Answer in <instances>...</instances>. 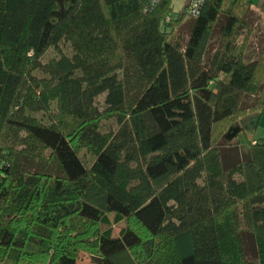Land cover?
Segmentation results:
<instances>
[{
    "label": "trees",
    "instance_id": "1",
    "mask_svg": "<svg viewBox=\"0 0 264 264\" xmlns=\"http://www.w3.org/2000/svg\"><path fill=\"white\" fill-rule=\"evenodd\" d=\"M192 1L0 0V264H264L253 2Z\"/></svg>",
    "mask_w": 264,
    "mask_h": 264
},
{
    "label": "rangeland",
    "instance_id": "2",
    "mask_svg": "<svg viewBox=\"0 0 264 264\" xmlns=\"http://www.w3.org/2000/svg\"><path fill=\"white\" fill-rule=\"evenodd\" d=\"M191 0H173V11L175 16H178L185 8L186 4ZM255 4L260 3L262 0H253ZM251 19L254 28V35L250 39L249 49L247 53L249 57L255 58L259 52L264 48V15L262 18H259L257 14L251 11ZM183 31H187L186 28L182 29ZM55 55V52H50L48 56L52 57ZM105 96H102L99 99V104L103 105ZM244 124V125H242ZM240 126L244 127L246 130L245 133H241ZM256 126V115L247 117L245 121L237 123L235 128L231 130V132L227 135L226 139L230 141V144H238L239 142L243 146H248L249 141L257 140L260 141L264 138V112L262 113V118L260 122V126L255 132L252 130ZM248 132V133H247ZM239 141V142H238ZM246 148V147H244ZM113 221V217H112ZM125 226V223H112V228L115 235H118L120 230ZM95 259H93L89 254H81L79 257L78 264H95Z\"/></svg>",
    "mask_w": 264,
    "mask_h": 264
},
{
    "label": "built area",
    "instance_id": "3",
    "mask_svg": "<svg viewBox=\"0 0 264 264\" xmlns=\"http://www.w3.org/2000/svg\"><path fill=\"white\" fill-rule=\"evenodd\" d=\"M148 9L157 5L161 0H146ZM204 3V0H193L190 3L189 9H188V17L196 18L200 14V10L202 8V5ZM170 19H168L169 21Z\"/></svg>",
    "mask_w": 264,
    "mask_h": 264
},
{
    "label": "crops",
    "instance_id": "4",
    "mask_svg": "<svg viewBox=\"0 0 264 264\" xmlns=\"http://www.w3.org/2000/svg\"><path fill=\"white\" fill-rule=\"evenodd\" d=\"M252 2H253V5H252V8H251V11L254 12L255 14H257L259 16V18H262L263 15H264V0H262L258 4H255L253 0H252ZM261 118H262V116L259 117V116L256 115V126H255V128L252 131H256L258 129V127L260 126ZM243 121H245V120H243ZM242 125H244V124H242ZM240 131L246 132L245 128L242 127V126H240Z\"/></svg>",
    "mask_w": 264,
    "mask_h": 264
}]
</instances>
